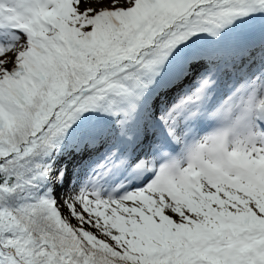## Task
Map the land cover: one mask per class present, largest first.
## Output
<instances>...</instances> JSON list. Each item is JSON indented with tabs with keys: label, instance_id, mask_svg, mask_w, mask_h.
Instances as JSON below:
<instances>
[{
	"label": "snow or ice",
	"instance_id": "1",
	"mask_svg": "<svg viewBox=\"0 0 264 264\" xmlns=\"http://www.w3.org/2000/svg\"><path fill=\"white\" fill-rule=\"evenodd\" d=\"M0 264H264V0H0Z\"/></svg>",
	"mask_w": 264,
	"mask_h": 264
}]
</instances>
